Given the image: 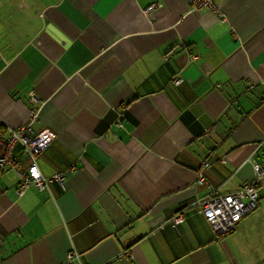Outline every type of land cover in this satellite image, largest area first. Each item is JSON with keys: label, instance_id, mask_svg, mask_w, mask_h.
I'll return each instance as SVG.
<instances>
[{"label": "crops", "instance_id": "obj_1", "mask_svg": "<svg viewBox=\"0 0 264 264\" xmlns=\"http://www.w3.org/2000/svg\"><path fill=\"white\" fill-rule=\"evenodd\" d=\"M218 9L0 0V138L48 132L36 163L62 174L19 194L0 169V264H264L260 189L224 235L189 207L264 157V0ZM11 155L25 170L22 145Z\"/></svg>", "mask_w": 264, "mask_h": 264}, {"label": "built area", "instance_id": "obj_2", "mask_svg": "<svg viewBox=\"0 0 264 264\" xmlns=\"http://www.w3.org/2000/svg\"><path fill=\"white\" fill-rule=\"evenodd\" d=\"M218 1L219 0H184L191 11H218ZM155 6L156 5L152 3L145 7L143 12L148 15ZM172 82L177 85L180 80L174 78ZM30 132L31 128L28 123L16 129L9 130L7 137L0 138V169L6 164H11L17 169L20 178L17 188L19 194L29 186H33L38 190H44L51 181H62V174L59 173H55L49 177L43 176L36 163L37 156L51 142L52 135L46 131L37 132L35 134H30ZM16 143H19L24 148L25 160L27 162L25 170H22L19 160H14L12 158L11 150ZM252 167L254 171L253 179L243 183L237 189L227 193L213 191L189 204V207L196 208L204 215L212 231L216 235L220 236L232 231L235 224L245 214L256 207L259 197L258 189L261 190L264 196V157L260 162H254ZM203 183L204 178L198 173L197 184ZM172 219L177 223L182 219V215H175ZM77 258V254L74 251H69L67 253V263H71Z\"/></svg>", "mask_w": 264, "mask_h": 264}]
</instances>
